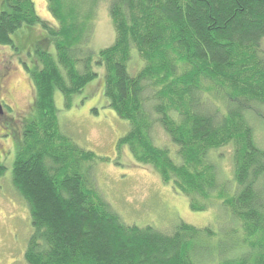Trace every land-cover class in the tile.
Wrapping results in <instances>:
<instances>
[{
	"label": "trees",
	"instance_id": "1",
	"mask_svg": "<svg viewBox=\"0 0 264 264\" xmlns=\"http://www.w3.org/2000/svg\"><path fill=\"white\" fill-rule=\"evenodd\" d=\"M48 1L63 21L58 27L39 17L34 0H0V44L19 50L13 35L25 26L30 31L18 42L26 41L24 52L39 58L30 67L25 62L36 114L26 123L12 173L31 210L28 264H201L195 252L201 240L208 255L213 246L220 254L234 245L243 250L239 260L213 264H264V149L248 116L254 105L264 106V0ZM101 1L108 3L117 36L93 53L87 45ZM36 25L48 37L39 39ZM133 50L144 61L135 73L129 68ZM99 68L108 105L129 124L118 153L126 145L136 163L153 167L188 196L192 210L207 209L219 184L210 150L233 141L236 188L224 205L235 227L225 239L211 245L213 229L183 221L173 230L126 224L89 188L81 161L98 155L62 133L55 94L68 99L80 93ZM157 126L174 150L156 145ZM4 171L0 165V176Z\"/></svg>",
	"mask_w": 264,
	"mask_h": 264
},
{
	"label": "rangeland",
	"instance_id": "2",
	"mask_svg": "<svg viewBox=\"0 0 264 264\" xmlns=\"http://www.w3.org/2000/svg\"><path fill=\"white\" fill-rule=\"evenodd\" d=\"M34 4L37 14L47 25H60L62 20L59 21L52 14L48 0H34ZM93 14L94 26L87 47L93 53H98L114 44L117 32L106 1H101ZM82 15L87 17L90 14L84 9ZM81 19L77 18V21L83 22ZM33 29L39 39L48 37L44 26L36 25ZM28 31L30 29L24 26L13 35L19 50L0 44V72L10 67L17 71L13 78H10L12 99L4 98L6 115L14 120L4 123L3 127L0 126V165L5 167L4 174L0 176V264H28L25 252L33 233L30 206L16 189L12 177L16 154L24 137L25 123L33 118V115L29 116L24 126H19L17 123L20 115L16 112L26 110L27 105L32 104L36 97L32 74L24 70V63L20 65L21 62H27L30 67L35 58L39 59L33 51L30 56L24 52L21 44L25 46L26 41L21 44L18 42L22 35L25 40ZM261 50L264 56V38ZM143 64L144 61L133 50L129 61L130 71L137 72ZM98 71L99 77L87 83L80 93L71 95L68 99L58 90L55 94L58 123L62 133L79 147L94 151L99 156H95L93 162L87 158L81 161L89 188L99 194L109 209L126 224H136L140 227L152 225L173 230L183 221L199 228L213 229L216 236L210 242L211 245L225 239L228 228L235 227V222H232L229 216L230 211L224 205V200L231 198L236 188L233 141L210 150L209 157L217 169L219 184L209 195L211 205L206 207L207 209L192 210L188 196L162 181L153 167L136 163L126 145L122 147L121 153H118L117 141L128 131L129 124L128 121L120 119L113 107L108 105L104 95L105 70L99 68ZM217 102L223 107L221 99ZM249 111V123L253 126L256 144L264 149V106L259 107L256 104ZM153 138L156 145L174 150L169 137L159 126L154 128ZM261 186L264 188V177ZM213 248L211 255L206 254L205 241H200L195 252L199 255L201 264H207V260L209 264H213L219 258L224 262L228 257L234 256L239 260L243 254V250L238 249L237 245L226 248L223 254H220L217 246Z\"/></svg>",
	"mask_w": 264,
	"mask_h": 264
},
{
	"label": "flooded vegetation",
	"instance_id": "3",
	"mask_svg": "<svg viewBox=\"0 0 264 264\" xmlns=\"http://www.w3.org/2000/svg\"><path fill=\"white\" fill-rule=\"evenodd\" d=\"M19 60L23 61L22 58H19ZM23 63L25 65V62H21L20 65L22 66ZM10 68L12 70H10ZM10 68H6V70L0 72V103L2 104L3 109H4V112L2 114H0V126L1 127H3L4 123L14 120L13 117H11V116L7 117V115H6L7 113L5 110L6 103L4 104V101H5L4 98L9 99V100L12 99V86H10V82H11L10 78L12 79L13 76L17 73L16 69H13L12 67H10ZM24 70L26 71V69H24ZM32 104L29 103L27 105L28 108L26 110H23L21 112H18V111L16 112L17 114L20 115V117L18 119V123H17V124H19V126L22 125V127H23L25 121L28 119L29 116H32V115L35 116L36 112L33 109ZM8 107L12 108L13 111H16L12 106L8 105ZM26 112L28 113L27 115L25 114ZM26 123H25V126H26ZM25 126H24V128H25ZM7 136H9V135H7Z\"/></svg>",
	"mask_w": 264,
	"mask_h": 264
},
{
	"label": "water",
	"instance_id": "4",
	"mask_svg": "<svg viewBox=\"0 0 264 264\" xmlns=\"http://www.w3.org/2000/svg\"><path fill=\"white\" fill-rule=\"evenodd\" d=\"M3 112H4V109H3L2 104L0 103V114H2Z\"/></svg>",
	"mask_w": 264,
	"mask_h": 264
}]
</instances>
